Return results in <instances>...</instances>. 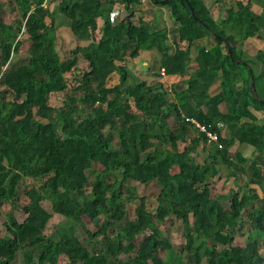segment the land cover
<instances>
[{
  "label": "trees",
  "instance_id": "obj_1",
  "mask_svg": "<svg viewBox=\"0 0 264 264\" xmlns=\"http://www.w3.org/2000/svg\"><path fill=\"white\" fill-rule=\"evenodd\" d=\"M141 1L122 0V16L111 22L114 0H11L16 19L0 20V204L9 202L24 214L20 221L13 213L0 217V264H13L20 252L29 264L63 258L66 264H172L174 247L158 226L175 221L183 228L182 246L174 252L180 264H264V124L253 114L264 115V104L250 88L252 76L264 102V54L245 60L237 49L239 39L264 38V15L251 9V1L236 2L217 24L202 0H187L193 15L184 0H150L167 9L174 25L169 32L162 14L137 18ZM56 17L68 20L72 36L84 42L66 58L56 48ZM23 34L28 57L13 67ZM205 36L214 44L197 47ZM142 50L154 51L158 72L180 83L167 89L136 77L127 62ZM78 59L85 70H77ZM67 74L74 77L71 86ZM113 75L117 82L109 85ZM216 80L220 90L209 96ZM60 93L66 99L53 107L49 97ZM116 119L115 146L108 129ZM191 120L217 133L221 148L207 144ZM239 146L253 155L245 157ZM221 166L236 182L227 213L211 188ZM88 172L92 183L80 205L74 194L88 183ZM115 175L119 185L154 183V210H147L146 196L123 195ZM28 178L39 183L25 189L22 203L18 191ZM43 202L65 219L53 237L45 234L52 213ZM129 203L134 217L122 224ZM243 218L248 235L244 245H234L233 231ZM97 219L102 224L88 229L87 244L72 237L79 223Z\"/></svg>",
  "mask_w": 264,
  "mask_h": 264
},
{
  "label": "rangeland",
  "instance_id": "obj_2",
  "mask_svg": "<svg viewBox=\"0 0 264 264\" xmlns=\"http://www.w3.org/2000/svg\"><path fill=\"white\" fill-rule=\"evenodd\" d=\"M17 13L15 6L11 4V0H0V20H2L5 23H11L14 19H16ZM21 38H23V43L20 48V51L18 54L13 55L10 65L15 67L21 64H24L26 62V59L28 57L27 54V48H28V41L25 40V35H21ZM84 42L83 41H78L76 39H69L67 36L63 35V37L60 35L57 38L56 42V48L59 53L60 58H66L69 55V50L73 48L76 45H82ZM133 61V60H132ZM132 72H135L136 77L141 78L140 74H137L134 66L132 64L128 65ZM77 70L83 71L86 69V64L83 60L78 59L77 62ZM7 65L3 67V69H6ZM133 72V73H134ZM67 80H68V85L71 86L73 84V75L67 74L66 75ZM117 82V76L113 75L110 80L108 81L109 85H113ZM66 93H60V94H53L49 97V103L53 107H58L61 105V103L66 99ZM119 119H116L113 121L112 127L108 129V132L111 133L113 136V145H117V136L116 133L118 131L119 127ZM238 151H240L245 157L250 158L253 155V150L249 147L246 146H239ZM204 154L199 151L197 154L196 158L199 162L203 161L204 159ZM89 181L83 188L82 192L75 193L74 194V200L77 204H82L84 199L86 198L88 192L90 191L91 183H92V178L93 174L89 173ZM112 181L115 182L117 186H120V190L122 191L123 195H132V197L135 199V196H146V208L149 211H153L154 208L157 205V187L154 183H149L148 185L144 186L135 182H128L125 184H118L119 183V177L118 175H115L112 178ZM38 181H34L32 179H25L23 184L19 187L18 191V197L20 198V202H25L26 198L24 197L23 192L25 189H28L31 186H37ZM236 186V182L232 179L227 177L225 168L223 166L220 167L219 173L212 178V195L213 197H218L222 196L221 199V207L224 213H227L229 211V200H228V192L233 189ZM253 187V186H252ZM259 195H261L260 191L257 190ZM256 205H259L257 203ZM43 207L48 210L49 212L52 213V217L49 221V226L47 230L45 231V234L53 237V229L54 227L65 221V219L57 214H54L51 211L50 204L48 202H43ZM10 213H13V215L16 217L17 220H22L24 217V214L20 210H14L13 206L9 202H3L0 204V217L1 219H4L5 215H8ZM134 217V205L132 203H129L126 205V210L121 217L122 219V224L126 220H131ZM102 219H97L92 222H89L85 220L84 224L79 223L78 225V231H75L74 234L72 235L73 238L76 240L81 241L84 245L87 244V242L90 240V232L89 230H95L96 227L101 226L102 224ZM241 225V226H239ZM96 226V227H95ZM157 225L153 226L156 227ZM248 222L243 218V221L238 223L237 226L234 228L233 235H234V245H244L247 235H248ZM89 229V230H88ZM158 229L162 230L165 235L168 237L169 241L172 243L174 247L173 253L170 255V261L172 264H180L175 256L174 252L178 251L179 248L182 246L183 243V228L181 223L178 221H175L173 224L171 223H165L164 225H159ZM3 226L0 224V234L3 235ZM32 256L35 255L37 252L36 250L31 249L29 252ZM259 253L260 255L264 258V236L260 237L259 241ZM160 255L163 257H167V255L164 254V252H160ZM13 264H29L23 259V252H20L16 258V260L13 262ZM59 264H66L65 258L59 260ZM187 264V263H186Z\"/></svg>",
  "mask_w": 264,
  "mask_h": 264
},
{
  "label": "crops",
  "instance_id": "obj_3",
  "mask_svg": "<svg viewBox=\"0 0 264 264\" xmlns=\"http://www.w3.org/2000/svg\"><path fill=\"white\" fill-rule=\"evenodd\" d=\"M104 1V0H102ZM122 0H114V7L123 8L121 4ZM207 9L209 10L211 16L217 24L221 23L224 18H226V11L230 7H235L236 2L247 3L251 1V9L261 15H264V0H202ZM136 10L137 18L142 16L145 20H151L154 17H159L162 14V19L167 25V29L170 32L173 30L174 25L168 14L166 8H158L151 5L150 0H142L141 4L134 8ZM136 18V17H135ZM136 18V19H137ZM58 24V25H57ZM102 21L98 20V25L101 26ZM56 25L58 26L57 38L61 35L67 36L68 40L75 39L72 36V33L69 29V22L66 19L61 17H56ZM239 44L237 49L241 53V58L245 60H252L255 55L261 51L264 54V38L250 37L245 40H238ZM168 43L171 44V34L169 33ZM214 44V40L211 36H205L199 41H197V47H206L209 48ZM196 51L191 50L190 57L194 58ZM159 57L154 51H140L139 56L133 61H128L127 65L132 64L137 74L141 75L142 80L146 81L149 84L156 82L164 83L167 89H171L172 85L179 84L178 77H167L163 76L162 72H158ZM130 68V67H129ZM253 70L260 74L261 68L258 62L253 63ZM134 72V71H133ZM159 73V74H158ZM135 74V72H134ZM160 75V76H159ZM261 93L264 95V79L260 81ZM219 80L209 88L208 95L213 96L219 92ZM257 119L258 124H264V115L262 112L253 111Z\"/></svg>",
  "mask_w": 264,
  "mask_h": 264
},
{
  "label": "built area",
  "instance_id": "obj_4",
  "mask_svg": "<svg viewBox=\"0 0 264 264\" xmlns=\"http://www.w3.org/2000/svg\"><path fill=\"white\" fill-rule=\"evenodd\" d=\"M120 16H122V9L119 7H114L109 14V20L113 22L115 21V19L119 18ZM162 75L164 76L163 71H162ZM190 122L195 125L198 132L205 135L207 144L215 143L217 144L218 148H221V145L218 142L217 133L208 131L204 125H201L193 120H191ZM220 126H222V124H220Z\"/></svg>",
  "mask_w": 264,
  "mask_h": 264
},
{
  "label": "water",
  "instance_id": "obj_5",
  "mask_svg": "<svg viewBox=\"0 0 264 264\" xmlns=\"http://www.w3.org/2000/svg\"><path fill=\"white\" fill-rule=\"evenodd\" d=\"M184 1H185V3L187 4V6L189 7V9H190V11H191V14L193 15V10H192V7H191L190 3H189L187 0H184ZM160 2L163 3V4H166V3L168 2V0H161ZM250 88H251V93H252V95L254 96V98H255L258 102H262V103L264 104V102H263L262 100H260V99L257 97V95H256V93H255V91H254V81H253L252 76H251Z\"/></svg>",
  "mask_w": 264,
  "mask_h": 264
}]
</instances>
